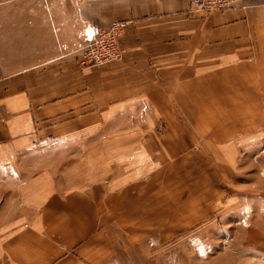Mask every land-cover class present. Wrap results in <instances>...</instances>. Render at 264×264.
Masks as SVG:
<instances>
[{"label": "crops", "instance_id": "1", "mask_svg": "<svg viewBox=\"0 0 264 264\" xmlns=\"http://www.w3.org/2000/svg\"><path fill=\"white\" fill-rule=\"evenodd\" d=\"M191 1L0 19V259L122 264L123 236L150 233L153 182L199 181L204 163L216 176L261 148L264 0L205 14ZM125 18L122 57L82 67L87 26Z\"/></svg>", "mask_w": 264, "mask_h": 264}, {"label": "rangeland", "instance_id": "2", "mask_svg": "<svg viewBox=\"0 0 264 264\" xmlns=\"http://www.w3.org/2000/svg\"><path fill=\"white\" fill-rule=\"evenodd\" d=\"M80 1L0 0V19L53 17L56 5ZM77 53L82 60L83 51ZM83 63L79 60L90 66ZM253 141L251 152L238 155L235 170L215 176L204 163L199 181L172 182L165 189L153 182L150 233L123 236L128 256L122 264H264V142L260 148ZM211 187L217 189L214 195L206 192ZM131 242L138 248L130 250Z\"/></svg>", "mask_w": 264, "mask_h": 264}, {"label": "built area", "instance_id": "3", "mask_svg": "<svg viewBox=\"0 0 264 264\" xmlns=\"http://www.w3.org/2000/svg\"><path fill=\"white\" fill-rule=\"evenodd\" d=\"M236 0H192L190 11L193 13H209L218 9L231 7ZM133 18L113 19L108 25L90 23L86 29L85 40L77 51H83L82 63L102 64L110 59H120L123 55L121 38ZM83 63V64H84ZM88 66V65H86ZM0 264H19L0 259Z\"/></svg>", "mask_w": 264, "mask_h": 264}]
</instances>
